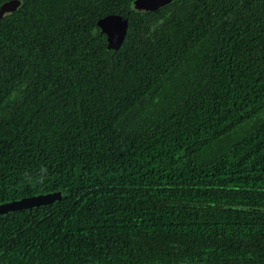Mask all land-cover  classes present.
Here are the masks:
<instances>
[{"label": "trees", "instance_id": "1", "mask_svg": "<svg viewBox=\"0 0 264 264\" xmlns=\"http://www.w3.org/2000/svg\"><path fill=\"white\" fill-rule=\"evenodd\" d=\"M24 1L0 19V202L66 195L0 215V264H264V211L228 207L264 208V0Z\"/></svg>", "mask_w": 264, "mask_h": 264}, {"label": "water", "instance_id": "2", "mask_svg": "<svg viewBox=\"0 0 264 264\" xmlns=\"http://www.w3.org/2000/svg\"><path fill=\"white\" fill-rule=\"evenodd\" d=\"M173 0H133L132 8L138 12L157 10L170 4ZM94 30L107 39L108 49L117 50L121 47L127 30L124 27V19L120 14H109L102 17L96 23ZM65 190H52L40 192L31 196L0 202V215L11 212L33 209L41 206L52 205L65 197ZM229 208L264 211V208L251 205H230ZM165 264V263H159ZM171 264H195L194 262H178Z\"/></svg>", "mask_w": 264, "mask_h": 264}, {"label": "flooded vegetation", "instance_id": "3", "mask_svg": "<svg viewBox=\"0 0 264 264\" xmlns=\"http://www.w3.org/2000/svg\"><path fill=\"white\" fill-rule=\"evenodd\" d=\"M24 0H0V19L8 18V19H18L19 14L24 6ZM106 39V38H105ZM107 40V39H106ZM108 42V41H107ZM0 70L2 72L1 66ZM2 74V73H0ZM12 96H15L14 94ZM12 99H7L5 102H0V120L2 113H5L7 103H9Z\"/></svg>", "mask_w": 264, "mask_h": 264}, {"label": "clouds", "instance_id": "4", "mask_svg": "<svg viewBox=\"0 0 264 264\" xmlns=\"http://www.w3.org/2000/svg\"><path fill=\"white\" fill-rule=\"evenodd\" d=\"M28 179H29V182H32V180H31V178H30V177H29ZM36 182H43V180L41 179V180H39V181H36Z\"/></svg>", "mask_w": 264, "mask_h": 264}]
</instances>
